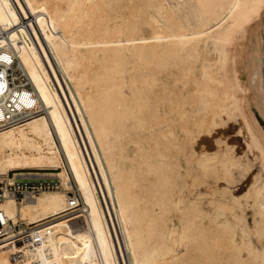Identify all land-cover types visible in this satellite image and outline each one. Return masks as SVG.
Wrapping results in <instances>:
<instances>
[{
  "label": "bare ground",
  "instance_id": "obj_1",
  "mask_svg": "<svg viewBox=\"0 0 264 264\" xmlns=\"http://www.w3.org/2000/svg\"><path fill=\"white\" fill-rule=\"evenodd\" d=\"M263 15L264 0H0V71L25 82L0 92V182L59 183L0 200L40 236L0 238V264H264Z\"/></svg>",
  "mask_w": 264,
  "mask_h": 264
},
{
  "label": "built area",
  "instance_id": "obj_2",
  "mask_svg": "<svg viewBox=\"0 0 264 264\" xmlns=\"http://www.w3.org/2000/svg\"><path fill=\"white\" fill-rule=\"evenodd\" d=\"M0 92L5 89H14L19 86L16 82V79L13 76V72L9 69H3V72L0 71ZM9 174L13 177V172L10 171ZM58 181L56 180H47V179H35V178H26L18 179L8 183L0 182V200L4 199L6 196H10L16 199H22L25 197H31L39 194L42 190H53L58 188ZM79 195L75 191V195H71L69 198V207L70 209H76L79 207ZM6 229L13 230L11 233H7ZM20 225H13L11 220L7 218L0 212V238L9 237L12 240L11 243L21 244L24 242H30L31 244H37L40 242V236L37 234L34 237L27 232L26 229L22 231L19 230ZM19 255V253L14 254Z\"/></svg>",
  "mask_w": 264,
  "mask_h": 264
},
{
  "label": "rangeland",
  "instance_id": "obj_3",
  "mask_svg": "<svg viewBox=\"0 0 264 264\" xmlns=\"http://www.w3.org/2000/svg\"><path fill=\"white\" fill-rule=\"evenodd\" d=\"M263 23H264V15H263ZM263 40H264V36H263ZM14 70L15 71L13 72V75H14V78L16 79V81H17L16 83L19 84V85L25 84L24 77L22 76L23 74L20 73V71H18L17 68H14ZM260 118L262 119L261 116H260ZM222 130H224L225 139L230 144H234V146L237 147L239 141L235 137L236 136V132L234 130L233 123L231 121L226 122L225 128L222 129ZM263 130H264V128H263ZM182 135H183V132L178 130L177 131V137L181 138ZM122 153L124 155H130L131 154V150H130L129 144H126V145L123 146ZM240 155H241V153H240ZM174 156H175L176 159L178 158L176 155H174ZM241 159L243 161V164L246 165V168H245V170H244V172H243V174L241 176L240 182L237 185V189H239L241 187V190L236 195L240 198L241 204L245 208V213L247 215V218L249 219V222L252 223V218L255 216L254 215V207H253L252 198H251L250 194H248L247 198H245L244 195L249 192L250 187H251V185L253 183V178L257 176V169L253 165V163L251 162V160L249 158H247V157L242 155ZM180 171H182V173H185L187 171L186 166L184 165L182 168H180ZM73 185L75 186V184H73ZM24 225H25V227L31 226V225L27 226L25 223H24ZM16 264H23V257H22L21 252H19V255L16 258Z\"/></svg>",
  "mask_w": 264,
  "mask_h": 264
},
{
  "label": "water",
  "instance_id": "obj_4",
  "mask_svg": "<svg viewBox=\"0 0 264 264\" xmlns=\"http://www.w3.org/2000/svg\"><path fill=\"white\" fill-rule=\"evenodd\" d=\"M259 66H260V77H261V83H260V91L264 94V55L259 60ZM253 113L255 114L256 118L258 119L261 126L264 128V121L260 118V116L256 113V111L251 107Z\"/></svg>",
  "mask_w": 264,
  "mask_h": 264
}]
</instances>
